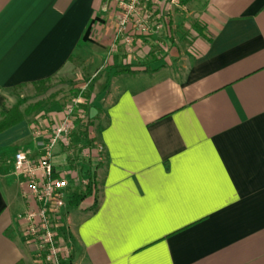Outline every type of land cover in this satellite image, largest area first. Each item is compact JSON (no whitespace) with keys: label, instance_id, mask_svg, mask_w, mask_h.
Segmentation results:
<instances>
[{"label":"crops","instance_id":"0c3cea01","mask_svg":"<svg viewBox=\"0 0 264 264\" xmlns=\"http://www.w3.org/2000/svg\"><path fill=\"white\" fill-rule=\"evenodd\" d=\"M119 1L0 0V122L20 116L0 132V264L33 259L17 223L26 203L1 169L15 146L39 155L35 105L7 94L99 65L84 95L101 148L96 203L71 204L70 184L65 264H264V0H183L198 7L193 42L168 41L172 61L126 63Z\"/></svg>","mask_w":264,"mask_h":264},{"label":"built area","instance_id":"2783aa9c","mask_svg":"<svg viewBox=\"0 0 264 264\" xmlns=\"http://www.w3.org/2000/svg\"><path fill=\"white\" fill-rule=\"evenodd\" d=\"M180 3L181 0L117 2V35L123 36L128 52H132L134 36L155 34L168 20L170 9ZM89 83L78 88V94L58 112L31 124L38 157L33 158L30 151L23 150L13 157V175L26 203V209L17 216V223L23 243L32 250L37 263L65 264L70 260L71 248L63 242L60 233L68 190L71 183L80 190L86 185L79 174L82 161L101 159L99 146L74 142L77 121L85 124L87 120L82 106L86 105L84 95Z\"/></svg>","mask_w":264,"mask_h":264},{"label":"rangeland","instance_id":"374dc122","mask_svg":"<svg viewBox=\"0 0 264 264\" xmlns=\"http://www.w3.org/2000/svg\"><path fill=\"white\" fill-rule=\"evenodd\" d=\"M197 11V6L191 7L182 5V3L178 4V6H173L168 13V20H165L162 23V28L156 30L155 34L145 38L144 45H142L140 50H134L133 47H131L130 49L133 51V54H121L124 62H134V60L142 61L154 53H156V56L159 59L164 60V58L169 57V60L172 61L169 50H167L169 46L168 41H174L176 48H178V46L181 47L182 43H184V45H188L189 43L193 42V39H195V37L198 35L197 26L200 25ZM174 60L179 61L177 58ZM171 61H169V63ZM100 67L101 66L99 65L98 68H94L91 71L78 69V71H75L64 78L60 77L59 82L55 81L54 83L52 82L46 86H39L38 88H24L9 92L5 100L7 104L18 105L21 109L35 105L36 109L34 110L33 116L31 118V123H29V126H31V124L35 123L37 120L49 118V115L55 112L54 109H51L52 104L56 103L62 108L67 102H69L71 98L78 94V88H80L86 82H90L88 88H91L90 86L92 85L93 80L98 75L103 74V70ZM86 123L88 126H84V128L88 130V136L93 139L92 136L94 133V125H92L89 119L86 120ZM19 151H21L19 146L13 147L10 150V154L8 155V161H10L12 157H14V155ZM84 163L85 161H82L78 166L79 174H81V168H85ZM10 165V163H7L5 168L1 169V173L11 174L13 170H11ZM63 242L66 245H69L68 241L65 239H63ZM31 264L43 263L35 262L33 256Z\"/></svg>","mask_w":264,"mask_h":264},{"label":"trees","instance_id":"16d2710c","mask_svg":"<svg viewBox=\"0 0 264 264\" xmlns=\"http://www.w3.org/2000/svg\"><path fill=\"white\" fill-rule=\"evenodd\" d=\"M183 0H181L182 3ZM86 106H82V109L85 111ZM17 109H13L11 113L0 122V132L9 126L14 125L20 120V116L17 112ZM86 115V112H85ZM87 118V115H86ZM84 128V125L81 123V121H77L76 123V131L74 133V142L81 143L83 145H90L93 143V139H88V135L86 133V130ZM85 168H81V174L82 177L86 180V185L84 188L77 194L74 193L71 197V204H75L77 206L80 202L84 201L88 197H92L94 199V204L96 203L95 195L97 192V184H96V171L98 168V162H90L86 161L84 163ZM18 264H24L22 262H19Z\"/></svg>","mask_w":264,"mask_h":264}]
</instances>
